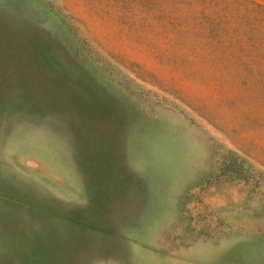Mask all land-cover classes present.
Here are the masks:
<instances>
[{
	"label": "rangeland",
	"instance_id": "1",
	"mask_svg": "<svg viewBox=\"0 0 264 264\" xmlns=\"http://www.w3.org/2000/svg\"><path fill=\"white\" fill-rule=\"evenodd\" d=\"M0 264H264V0H0Z\"/></svg>",
	"mask_w": 264,
	"mask_h": 264
}]
</instances>
